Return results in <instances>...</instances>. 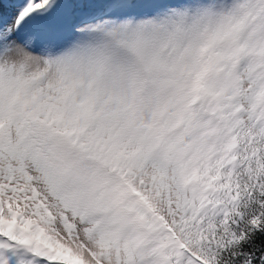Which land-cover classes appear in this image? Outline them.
<instances>
[{"label":"snow or ice","instance_id":"6c2138e0","mask_svg":"<svg viewBox=\"0 0 264 264\" xmlns=\"http://www.w3.org/2000/svg\"><path fill=\"white\" fill-rule=\"evenodd\" d=\"M0 264H264V0H0Z\"/></svg>","mask_w":264,"mask_h":264}]
</instances>
